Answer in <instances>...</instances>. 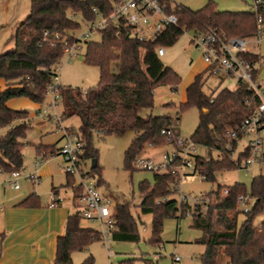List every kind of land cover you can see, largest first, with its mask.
I'll use <instances>...</instances> for the list:
<instances>
[{
	"label": "trees",
	"instance_id": "obj_1",
	"mask_svg": "<svg viewBox=\"0 0 264 264\" xmlns=\"http://www.w3.org/2000/svg\"><path fill=\"white\" fill-rule=\"evenodd\" d=\"M93 8L107 14L110 1L31 0L27 16L15 28L13 47L0 54V79L6 83V87L0 90V173L22 170V150L28 130V112L11 110L6 102L24 97L33 103H44L46 86L53 75L50 69L62 58V50L59 45H53L51 37L54 34L65 37L74 34L81 26L69 15L77 13L84 21H92L95 19ZM259 10L264 17V0ZM175 14L177 24L164 31L154 43L138 42L128 31L118 32L112 26L100 32L99 42L85 43L82 58L98 67L97 84L86 93L70 87H61L59 93L63 117L75 116L79 120L77 133L84 144L80 159L86 167L87 160H97L98 157L97 149L92 146L93 135L104 138L131 130L136 135L124 151L123 168L136 170L133 162L145 147L168 145L161 132L170 130L179 135L176 125L180 115L189 108H196L199 122L190 139L207 148L206 157L197 156L195 159L199 174L204 176L205 182H214L215 173L235 169L224 148L229 142L227 132L235 130L259 103L248 85L238 83L232 90L224 87L216 93L206 94L203 75H198L187 87L186 100L178 105L175 117H142L141 112L153 108L156 88L169 86L176 91L181 82L179 75L156 56V47L166 49L173 46L183 35V27L188 30L212 28L227 37L248 38L256 31L255 14L252 11H220L211 1L196 12L183 7ZM45 32L48 33L46 36ZM243 57L251 64L258 65L261 60L255 53ZM35 150L37 156L50 158L56 156L57 146L39 144ZM211 150L222 152V159L212 158ZM90 173L97 177V185L103 183L98 165L94 169L90 167ZM176 185L178 176L169 171L153 173L152 184H139V209L141 214L151 216L148 242L152 245L160 244L164 218L179 219L185 215L182 211L176 216L179 208L173 198L156 203L158 199L175 193ZM65 186L73 189L74 199L80 196L81 187L73 178L67 177ZM222 189H226L227 194L220 198ZM52 191L57 190L53 188ZM241 194L254 197L256 201L250 211L244 213L245 219L238 229L223 231L226 214L235 209L236 197ZM207 195H213L215 202L210 204L203 217L192 216L193 227L201 232L195 242L204 247L199 255L200 264H217L221 248L227 258L226 264H264V221L259 226L253 225L255 215L264 206V175L253 177L249 193L243 185L236 183L218 187ZM19 206L38 207V197L31 194ZM80 219L78 212L67 218L65 232L56 241L53 264H73L72 251L85 250L91 242L99 239L95 230L80 226ZM114 221L112 240H139L129 203L115 206ZM80 264H94L93 255L88 254Z\"/></svg>",
	"mask_w": 264,
	"mask_h": 264
},
{
	"label": "rangeland",
	"instance_id": "obj_2",
	"mask_svg": "<svg viewBox=\"0 0 264 264\" xmlns=\"http://www.w3.org/2000/svg\"><path fill=\"white\" fill-rule=\"evenodd\" d=\"M12 6L16 5V0H11ZM18 1V0H17ZM177 4L188 9L191 12H196L203 8L208 2H213L220 11H252V0H174ZM6 0H0V24L2 29L0 31V54L12 48L13 35L16 26L22 22L27 16L30 8L31 0H19L18 7H22L20 19H16L12 9L9 11L5 6ZM11 6V5H10ZM76 20L81 19L80 14H75ZM80 29L76 31V35H81L86 32V23H80ZM191 32L184 33L176 43L166 48L165 56L160 58L165 66H168L175 71L181 78V82L174 92L169 86H159L156 88L153 99V108L150 110H143L142 117L151 116H166L171 114L175 117L178 105L184 98V79L185 74L190 69V62L200 56V52L196 50L189 41ZM90 41L99 42L100 34H93ZM249 52L256 53L261 60L256 67L255 82L264 87V38L261 40L259 46L252 41L247 40L246 44ZM84 55V45L78 56H72L67 62L63 59L61 67L58 71V79L61 87H70L71 89H79L81 91L94 87L99 78L98 67L94 64L86 62L82 57ZM201 57V56H200ZM80 58V60H79ZM62 59V58H61ZM202 59V58H201ZM61 61V60H60ZM203 61V60H202ZM201 75L204 78L203 91L206 94L216 93L223 87L233 88V82H221L218 78L209 75L204 71ZM1 82H5L0 79ZM45 103V101H44ZM30 105V102L28 103ZM168 104H174L175 107H166ZM34 106V105H33ZM29 107H22V110L28 112V130L24 139L25 146L23 147V165L24 170L29 173L33 167L37 153L35 146L42 145H59V138L61 132L57 130L55 124L47 121L35 114L31 117V113L39 108L38 104ZM62 106L59 107L61 112ZM199 113L196 108H189L182 112L176 127L179 130V136L183 140H189L194 133L198 122ZM63 125L72 130H77L79 127V120L77 117L64 118ZM136 135V132L127 130L119 134H113L104 138L93 135L92 146L97 149V165L101 168V178L103 183L97 185V177L90 173L91 160H87V169L90 176V181L97 187L98 191L105 196L111 198L115 205L129 203L130 211L134 216L139 240L137 241H123L112 240L103 242L100 239L91 242L85 250L71 252V260L73 264H80L82 260L88 255L92 254L94 257V264H200L199 255L202 253L204 247L195 242V239L200 237L201 232L193 227L191 215H184L182 218L167 217L162 221V231L160 234V244L152 245L148 242L151 234V216L143 215L140 212L139 206L141 204V197L139 194V184L142 182H153V172L150 170H130L123 168L124 151L128 147L131 139ZM171 147L165 146H146L144 151L138 156L143 159H150L157 163L161 161L162 155ZM243 148V142L237 147L240 151ZM196 151L201 156L207 155L205 149L197 146ZM211 157L217 159V153L214 150L210 151ZM52 167L61 166V160L58 156L52 157ZM59 171V170H58ZM264 175V170L259 171L257 168H252L250 171L241 169H229L215 173L214 182H205L200 175L195 174L186 177L180 182L178 191L167 195L169 199L173 198L179 200V195L184 194L193 198H200L203 196L209 203L215 202V197L207 195L211 191L217 190L218 187H227L236 183L245 187L246 192H250L251 181L257 175ZM62 178L66 176L59 171L56 175L55 181L59 183ZM5 180L0 179V190L5 188L6 193L11 195L14 190L6 184ZM26 182V181H25ZM23 180L19 181V186L25 183ZM49 185L47 183L41 184L45 188ZM61 197L63 201L70 195V190L62 189ZM205 195V196H204ZM76 206L79 209L82 205L76 200ZM234 211V210H233ZM235 212V211H234ZM184 213V212H183ZM185 214V213H184ZM178 216V214H176ZM245 219L244 213H237L236 228L238 229ZM264 221V206L259 211L254 219L253 225L259 226ZM80 226L85 228L97 229V226L80 219ZM223 230V226H222ZM161 252V256L157 259L153 258V254ZM177 254L181 257L180 262L173 260V255ZM224 254V253H223ZM222 254V255H223ZM225 256V254L223 255ZM149 263H147L148 261ZM218 264L221 263L219 259Z\"/></svg>",
	"mask_w": 264,
	"mask_h": 264
},
{
	"label": "built area",
	"instance_id": "obj_3",
	"mask_svg": "<svg viewBox=\"0 0 264 264\" xmlns=\"http://www.w3.org/2000/svg\"><path fill=\"white\" fill-rule=\"evenodd\" d=\"M110 11L103 14L93 8L95 19L84 21L82 18L76 20V15L71 14L69 18L79 23H86V32L81 35L72 34L69 37L54 34L52 38L53 45H59L62 50L61 61L51 67V82L46 86L45 103L40 104L36 114L55 124L58 131L61 132V145L57 147L56 156L61 160V170L66 177H71L76 184L81 187V194L78 197L81 207L78 209L80 218L86 222L97 226L95 230L98 238L103 242L111 239L114 230V209L115 204L108 196L102 195L97 187L90 181L87 167L81 161L80 155L83 152L84 144L80 139L77 130L68 129L63 125L64 117L59 112L61 106L59 90L58 71L61 62L66 59L70 61L72 56H78L85 43L90 41V37L112 26L114 30L121 32L126 30L130 36L141 43H154L161 38L164 31L177 24L176 10H182L183 7L174 0H109ZM263 0H252V12L255 14L256 31L248 38L227 37L216 29H191L183 27V34L191 32L189 38L192 46L200 52L204 63L207 64V72L218 78L221 82H233L234 89L238 83H244L258 97L259 103L253 111L243 118L240 124L233 131L227 132L228 144L225 146L227 157L232 160L235 169L250 171L257 168L259 171L264 169V87L256 83L254 74L257 64H251L243 55L249 52L246 44L247 40H252L257 47L264 38V17L259 7ZM48 33L45 32L46 36ZM165 48L156 47L155 53L158 58L164 55ZM227 87V86H226ZM228 88V87H227ZM231 89V88H229ZM231 89V90H232ZM86 93V90L82 91ZM165 136L167 146L171 147L165 152L161 161L154 163L150 159H143L137 156L133 162L136 170H150L153 173L171 172L178 176V183L188 176L199 174L195 164L197 156L196 145L191 139L183 140L179 135L173 134L170 130L162 131ZM243 142V148L238 151L237 147ZM149 147H152L148 145ZM207 152V148L203 147ZM217 159L223 157V153L217 151ZM52 158V157H50ZM49 157L37 156L33 167L36 169L39 164L50 159ZM200 177L204 179V176ZM25 180L32 187H37L40 183V177L36 172L22 173L13 171L7 175L6 184L16 190L19 188V181ZM178 184V185H179ZM178 191V186L175 192ZM227 194L226 189H222L220 198ZM169 197L164 196L156 203L165 202ZM177 201V200H176ZM256 199L246 194L236 197V213H247L250 211ZM63 199L58 193L52 191L49 195V207L58 206ZM211 203L206 198H191L184 194L179 195L177 205L178 215L184 211L185 215L204 216ZM161 256V252L153 254L156 259ZM173 260L179 262L181 257L173 255Z\"/></svg>",
	"mask_w": 264,
	"mask_h": 264
},
{
	"label": "crops",
	"instance_id": "obj_4",
	"mask_svg": "<svg viewBox=\"0 0 264 264\" xmlns=\"http://www.w3.org/2000/svg\"><path fill=\"white\" fill-rule=\"evenodd\" d=\"M18 1L16 0V5L14 4L13 6L11 0H6L5 2L6 11L11 8L17 20L20 19L21 13H23L22 7H18ZM1 29L2 26L0 24V31ZM165 53L166 49L162 57L165 56ZM204 71H207V64L202 61L200 56L190 62V69L184 76L185 92L181 103L186 100L187 87L194 81L195 77L201 75ZM5 87L6 83L0 81V90ZM29 102L34 106L37 104L27 98L19 97L8 100L6 106L11 110H22V107L33 106L28 104ZM34 106L33 108L37 109ZM36 111L32 112L30 116L33 117ZM166 116H171V114H166ZM58 140L59 145L57 147L61 145V136ZM52 160L50 158L42 162L36 169L32 167L29 172H36L40 177V183L37 187H32L30 183L22 179L25 183L22 187L19 186L16 190L13 189L14 193L11 195L6 193L4 187L3 191L0 190V264H53L57 238L64 234L67 218L78 211L76 200H79L78 198L74 199L73 189L65 186L67 177L66 179L62 178L59 183L54 182L57 173L59 171L62 172V170L60 165L59 167H52ZM22 173H27L24 170V165ZM7 175L0 173V179L2 181L5 180ZM43 183H47L49 186L42 188L41 184ZM53 188H56V192L60 196L62 189H68L70 190V195L58 206L49 207V195ZM31 194H35L38 197L39 206L35 208L19 206V203ZM236 219V212H227L223 231H234L236 229ZM222 254L221 248L217 264L219 259H221L222 264H226L227 258Z\"/></svg>",
	"mask_w": 264,
	"mask_h": 264
},
{
	"label": "water",
	"instance_id": "obj_5",
	"mask_svg": "<svg viewBox=\"0 0 264 264\" xmlns=\"http://www.w3.org/2000/svg\"><path fill=\"white\" fill-rule=\"evenodd\" d=\"M97 165V160H91V168L94 169Z\"/></svg>",
	"mask_w": 264,
	"mask_h": 264
}]
</instances>
